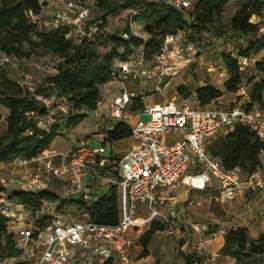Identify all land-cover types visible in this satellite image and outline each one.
<instances>
[{
  "label": "built area",
  "instance_id": "obj_1",
  "mask_svg": "<svg viewBox=\"0 0 264 264\" xmlns=\"http://www.w3.org/2000/svg\"><path fill=\"white\" fill-rule=\"evenodd\" d=\"M182 11H189L197 0H162ZM54 12L45 18L46 29L68 28L70 35L81 41L92 40L99 34V22L92 21L90 3L83 0H52ZM264 31V28L261 29ZM201 48L190 40L187 31H179L165 37L160 51L148 59L142 47L134 51L129 60L117 61L112 77L122 84V92L109 103V115L114 124L122 123L132 131L134 144L117 161L109 154L108 144L94 145L87 137L67 153L59 154L49 148L32 159H18V166L36 164L39 170L24 177L20 184L24 190L38 192L49 189V180H58L68 186V192L92 203L94 186L87 177L105 179L118 187L120 193L121 220L117 225H101L87 220H77L71 214H52L50 225L43 229L41 219L30 218L31 211L18 200L8 197L4 191L12 178L0 180V213L10 218V231L17 237L19 255L12 258L23 264H131L130 251L135 243L131 234H142L157 220H165L168 234H180L177 216L168 218L162 210L167 201L166 192H172L181 184L191 190H205L213 180L219 189V202L228 203L250 192H264V167L253 173L242 168L226 169L221 160L211 157L207 144L224 129L234 130L237 125L248 126L264 142V102H253L247 84L240 85L236 92L235 105H226L217 99V105L207 108L194 98L182 102L144 104L133 109L138 96L127 86L152 82L160 90L167 80L177 75L186 65L192 64ZM56 72V70L54 69ZM226 74H224L225 76ZM46 103L48 114L32 113L39 126L50 128L57 115L52 103L55 98L37 96ZM243 103H240L242 102ZM198 105L199 107H195ZM103 106L98 102L97 111ZM148 119L144 120L143 117ZM60 157L59 162L56 159ZM264 166V150L262 152ZM118 166L120 175L110 178L106 172ZM191 168L194 173L185 176ZM200 201L189 200L188 206L199 207ZM147 209L148 215H139ZM197 235L194 247V264H209L217 257L208 250L211 237L220 232H209L207 226L192 223Z\"/></svg>",
  "mask_w": 264,
  "mask_h": 264
},
{
  "label": "trees",
  "instance_id": "obj_2",
  "mask_svg": "<svg viewBox=\"0 0 264 264\" xmlns=\"http://www.w3.org/2000/svg\"><path fill=\"white\" fill-rule=\"evenodd\" d=\"M233 0H197L189 11H182L162 0H125L124 3L98 0V5L106 11L98 20L107 21L110 14H117L130 9L131 19L121 36H104L97 34L92 40L75 43L68 28L46 29L39 26L42 20L45 3L41 0H0V55L19 60H30L40 52H51L60 57L56 72L46 76L44 82L35 90H31L21 82L13 80L5 72L0 71V107L10 110L7 118L8 128L0 137V164L12 163L18 159H32L51 148L61 135L64 125L60 118L48 129L39 126L32 113L41 116L48 114L45 102L37 99H65L71 103L69 116L65 119L66 128L80 125L88 114L98 109L102 100V86L113 81L112 73L117 61L129 60L135 49L144 48L148 59H153L160 51L166 36L179 31H187L201 39L207 31L213 30L216 36H227L223 25L226 6ZM240 9L231 18L232 35L252 37L248 45L241 48L237 55L223 54V61L228 70V79L223 86L226 92L236 93L243 84L242 64L240 59H252L264 52L263 26L253 23L254 16L264 15V0H239ZM103 22V23H105ZM107 23V22H106ZM143 23L147 38L141 37L132 30V24ZM100 25V28H103ZM113 46V49L102 56L101 49ZM123 49L124 52H120ZM258 72L264 73V59L255 62ZM253 84L251 98L253 102H264V80L254 76L248 85ZM180 94L189 97L191 92L185 87L178 88ZM197 98L206 106L221 98L224 92L214 85L208 84L197 90ZM144 106L143 96L136 97L133 109ZM3 115L0 113V121ZM132 137L131 129L116 124L108 133L104 145ZM264 142L248 127L237 125L224 138L219 152V159L226 169L237 167L245 173H253L262 169V152ZM119 176V175H118ZM10 198H15L36 215L45 204L60 201V196L49 189L38 192L15 190ZM81 205L90 219L101 225H117L121 220L120 193L113 185L110 191L95 202L88 204L83 198L63 200L67 203ZM52 222L46 216L38 221L43 229ZM166 225L154 221L150 229L140 238L143 258L150 255L149 246L159 232L166 230ZM185 242L182 241V245ZM17 237L10 232V218L0 213V262L19 255ZM220 253L236 260H247L256 256H264V234L253 238L247 227L239 226L231 229L225 238ZM195 253L183 254L185 264H194ZM23 264V263H15ZM107 264H112L108 262Z\"/></svg>",
  "mask_w": 264,
  "mask_h": 264
},
{
  "label": "rangeland",
  "instance_id": "obj_3",
  "mask_svg": "<svg viewBox=\"0 0 264 264\" xmlns=\"http://www.w3.org/2000/svg\"><path fill=\"white\" fill-rule=\"evenodd\" d=\"M83 1L91 4L92 21L99 22V25L104 24L103 28H100V35L110 37L114 35L121 36L124 33L127 23L131 19L132 11L130 9L122 10L117 14H110L107 18L106 23L103 20H98L106 13L104 9L99 7L98 0ZM109 1L115 3L125 2V0ZM51 3L52 0L46 3L47 13H45L44 15L46 18H50V16L54 12L53 7L50 5ZM239 9V0H233L226 6L224 18L220 25L224 26V29L228 33L227 36H216L213 30L205 32L201 39H198L196 35H189L190 40L200 46V53L195 57V60L192 62V64L186 65L177 75H175L171 79H168L170 81L168 86L165 87V85H162L160 90L155 88L153 92H150L145 98L146 104L164 103L167 101H176V99L177 101L181 100V98L186 97V95L179 93L178 88L180 86H185L191 93L199 89L203 84H213L225 91L223 84L226 81L224 74H226L227 68L223 61V54L232 53L234 55H237L239 50L246 47L253 37L232 35L230 20L239 11ZM44 20L45 18H42V20L38 22L39 26H43ZM252 22H259L261 26H264V15L259 17L254 16ZM132 30L135 32V34L144 38H147L148 36L144 31V28H141V25L132 24ZM261 34H264V31L261 32ZM73 40L77 44L81 41L76 35H73ZM141 48L142 47L135 49V51L139 52ZM112 49L113 46H104L101 49L102 56L107 55ZM120 52H124V50L121 49ZM258 56L259 55H257L255 58H258ZM255 58L248 59L246 62L242 61L243 82L247 85L249 84L250 79L254 77V75H256L257 79L264 78V73L258 72L255 68ZM59 61L60 57L51 52H40L28 61L19 60L17 58L9 59L4 55H0V71L5 72L13 80L21 82L25 86H28V88H30L31 90H35V88L39 84L44 82L46 76L55 72L54 68L58 65ZM210 68H213L214 70L210 72ZM133 82V80H128L127 86L130 88ZM121 89L122 84L117 80H113L102 87V97H104L106 102H108L110 101V99L118 95ZM233 97L234 96L232 94H229V92L225 91V100L231 101ZM52 106L54 109H56V117L60 118L62 120V124L64 125L61 135L51 146V148L54 149L57 153H67L74 147V145L79 143V139L85 136L91 137L90 141L93 144H96L101 140L100 134L97 133L99 129L97 127V123L99 122V119L94 115V113H89L86 120L77 127L68 129L66 128L65 119H67L66 117L69 116L71 103L65 99H55L52 103ZM195 107L199 106L195 105ZM213 107L215 106L210 105L207 108ZM106 109L107 108L104 107V110ZM9 111L10 110L5 106H2L0 108V113L3 115V119L0 121V137L7 131V113H9ZM143 119L147 120L148 117L144 116ZM133 144V139L128 138L121 141L109 143V149L111 151L110 145H113L114 152L118 157L121 158L125 154V150L131 148ZM59 160L60 157L56 159V162L60 163ZM38 170L39 167L35 163L26 167L18 166L13 162L5 163L3 166H0V180L2 178L6 180L15 178L18 180L17 183H11L5 187V191H7V193L11 195L13 191H15V188H17L16 190H21V186L18 187V185L24 177L30 176ZM48 186L50 187V191L60 195L61 199L60 201L55 203L45 204L43 209L36 215H33V212H31L30 218L32 220L42 219L46 216L58 213H68L75 217V219L77 220H87L85 211L81 208L80 204L69 202L66 205H62L63 200H78L82 197L78 196L77 199H70L67 196V193L71 196L74 195L68 192V186L58 180H49ZM251 193L254 192H250V194ZM224 207L225 205H223V203H220L219 201H217V199L214 198L212 208L207 209V212L200 211V213L202 214L200 215V217H202V220L198 222L210 224V226L214 230L226 228L227 231L228 228L232 226L230 224H234V222H232V217H229V215L225 212L226 210ZM260 209L264 211V207ZM148 214L149 211H147V209L143 211L140 209L139 215L145 216ZM170 216L171 215H168L166 217L171 218L172 216ZM158 221L162 224H165L163 223L165 222V220H157V222ZM228 222L231 223L228 224ZM165 225L167 228V224ZM149 229L150 228L146 229L142 234H131L132 238H134L135 240V243L130 251L131 264H185L183 254H190L192 251H194V247L196 246L195 242L191 240L190 236L187 239H183L182 234H168L167 229L155 235L149 247V257L143 258V248L140 243V238ZM262 234H264V228H255L252 231L251 236H256L259 238ZM192 239H195V237H193ZM182 241L185 242V244L189 241V246H184L185 244L182 245ZM215 255L217 258L215 260H212V263L209 262L210 264H264V256H256L251 259L240 261L231 257L223 256L220 253V250L218 254L215 253ZM15 263L16 262L12 258H8L0 262V264Z\"/></svg>",
  "mask_w": 264,
  "mask_h": 264
},
{
  "label": "crops",
  "instance_id": "obj_4",
  "mask_svg": "<svg viewBox=\"0 0 264 264\" xmlns=\"http://www.w3.org/2000/svg\"><path fill=\"white\" fill-rule=\"evenodd\" d=\"M48 1H50V0H41V2L45 3L43 16L45 15V13H47L46 12V3ZM50 5L53 7L52 3ZM53 10H54V7H53ZM257 23H259V22H256V24ZM134 24L141 25V28H144L143 23H134ZM263 28H264V26H263ZM262 59H264V52L259 54L258 58H255L254 61L256 62V61L262 60ZM240 60H241V64H242V61L246 62L248 59H240ZM212 70H214V69L213 68L209 69L210 72ZM242 71H243V67H242ZM254 76H256V75H254ZM228 77H229L228 70L226 69L225 80H227ZM262 79L264 80V78H262ZM257 80H260V79H257ZM169 82L170 81L167 80L165 87L169 85ZM243 84H245V83L243 82ZM206 85H208V84H203L201 87H204ZM211 85H213V84H211ZM215 87H217V86H215ZM155 88L156 87L154 86V84L152 82H138L137 84L136 83L132 84V86L130 87V90L133 91L138 96H143V102H144V104H146L145 98L148 96V94L150 92H153L155 90ZM252 88H253V84L248 85V90L250 92H251ZM218 89H220V88H218ZM197 90L192 92L189 97L197 99V93H196ZM101 92H102V88H101ZM121 92H122V89L120 90V93ZM223 92H224V95L220 99H222L226 103V105H230V104L235 105V103L238 99L236 96V93H229V94H232L234 97H233V99H231V101H227V100H225V91H223ZM120 93L118 95H120ZM118 95H116V96H118ZM189 97L181 98V100H178V101L176 99V101L182 102L185 99H188ZM102 99H103V106L98 111L96 110V111L92 112L99 119L98 120L99 122L97 123V127L99 128L97 133L100 134V137H101V140L94 145H104V142L108 136V133L111 130L110 128H111V126H113L112 124H114L112 121V118L109 115V103L113 100V98L110 99V101H108V102H106L104 97H102ZM217 103H218L217 100H215L211 104L206 105L204 107H208L210 105L216 106ZM240 103H243V101ZM104 107H106L107 109L104 110ZM9 114H10V111H9V113H7V118L9 116ZM69 129H73V127L69 128ZM232 131L233 130L224 129L220 133H218L212 140H210L208 142L207 152L211 157L219 159L218 154L223 147L224 138L228 135V133H230ZM85 137H87L89 139L91 138L89 136H85ZM82 138H84V137H82ZM78 144L79 143L74 145V147L72 149L77 147ZM110 146H111V151L109 149L110 156H112L115 160L119 161L122 157L120 158L116 155V153L114 152V149H113V145H110ZM108 148H109V143H108ZM4 164L5 163H2V164H0V166H3ZM195 171H196L195 168H191L190 171L185 176H183V179H185L190 173H194ZM106 175L109 176L110 178L119 177L118 176V175H120L119 167L118 166L110 167L109 170L106 172ZM86 182L88 184L92 183L94 186V189H95L93 196H92V202H95L101 196L106 195L110 191V188L113 186L107 180L97 179L93 176L87 177ZM19 186H21V190H24V188L21 184H19L18 187ZM16 189L17 188H15V190ZM4 191H5V189H4ZM5 192H6L8 197H11V195L8 194L7 191H5ZM73 195L74 196H71V195H68V193H67V196L70 199H77L78 196L75 194H73ZM166 195H167V201H166L165 205L162 206V210L165 213V216H168V215H171L172 217L177 216V220H176L177 226L181 229L180 234H182L183 239H187L190 236L191 240L194 241L196 244L197 235L191 229L192 223H200V224L207 226L209 229V232H213V231L218 230V229L214 230L210 226V224L198 222V221L202 220L201 219L202 217H200V215H202L200 213V211L207 212V209L212 208V203H213L214 198L217 199V201H219V189H218L216 180H213V182L205 190H191L186 184H181L174 191L166 192ZM12 199L17 200L15 198H12ZM189 200L200 201L202 203V205L199 207H190V206H188ZM263 203H264V192L263 191H257V192L251 193V194L248 193L247 195L239 197L234 201L224 203L223 205H225V207H224L226 210L225 212L229 215V217H232V222H234V224L231 222H228V224L231 223L230 225H232V226H230L227 231H226V228H221L218 230L220 233L216 237L210 238V240L208 242V250H205L202 254L203 259H207V255H208L209 251L212 252L213 254H215V253L218 254L219 250H221V248L225 244V238H226L227 233L231 229L237 228L239 226L247 227L249 230V234L251 236V233L255 228H264V211L260 209V208L264 207ZM193 237H195V239H192ZM253 238H258V237L254 236ZM189 244H190V242L188 241V242H186V244L184 246H189ZM193 252L194 251H192L191 253H193ZM210 263H212V262H210Z\"/></svg>",
  "mask_w": 264,
  "mask_h": 264
},
{
  "label": "bare ground",
  "instance_id": "obj_5",
  "mask_svg": "<svg viewBox=\"0 0 264 264\" xmlns=\"http://www.w3.org/2000/svg\"><path fill=\"white\" fill-rule=\"evenodd\" d=\"M253 19V18H252ZM255 21V20H254Z\"/></svg>",
  "mask_w": 264,
  "mask_h": 264
}]
</instances>
